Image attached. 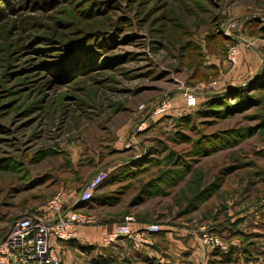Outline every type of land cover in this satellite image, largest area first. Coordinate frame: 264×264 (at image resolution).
Here are the masks:
<instances>
[{
  "label": "rangeland",
  "instance_id": "1",
  "mask_svg": "<svg viewBox=\"0 0 264 264\" xmlns=\"http://www.w3.org/2000/svg\"><path fill=\"white\" fill-rule=\"evenodd\" d=\"M248 43L264 67V0H0V242L22 214L67 212L103 170L98 200L72 211L81 241L53 239L60 264H163L88 244L130 217L206 227L227 246L212 264H264V217H240L264 201V77L227 101L201 88L205 61L230 72L229 48ZM186 91L198 105L172 115Z\"/></svg>",
  "mask_w": 264,
  "mask_h": 264
},
{
  "label": "built area",
  "instance_id": "2",
  "mask_svg": "<svg viewBox=\"0 0 264 264\" xmlns=\"http://www.w3.org/2000/svg\"><path fill=\"white\" fill-rule=\"evenodd\" d=\"M228 59L231 63L238 62L239 47L233 45L228 50ZM218 86L217 82L209 85H203L201 88L208 89ZM186 105L190 108L198 105V96L195 92H185ZM172 106L171 103H164L158 108L159 112H165ZM104 176L99 173L90 179L82 189L78 204L89 201L94 191L101 184ZM76 203V204H77ZM61 206L60 195L55 196L44 205V212L51 213L58 211ZM70 208L67 212L59 211L51 217L46 215L22 214L16 217L11 226V230L0 242V264H60L59 257L54 248L53 239L59 241H70L77 237V230L74 226L77 223H83V219L77 212H72ZM65 214V215H64ZM51 215V214H50ZM128 224L120 226L117 231L110 234L106 239L111 242L124 236L129 238L135 247L140 248L142 245L149 243L146 234L158 233L161 231V225L157 223L147 224L141 230H133L130 226L135 222L133 218H128ZM203 234L201 240L203 245L210 250H223L227 246L222 239L202 227ZM146 233V234H145ZM201 264H212L210 259H204Z\"/></svg>",
  "mask_w": 264,
  "mask_h": 264
},
{
  "label": "crops",
  "instance_id": "3",
  "mask_svg": "<svg viewBox=\"0 0 264 264\" xmlns=\"http://www.w3.org/2000/svg\"><path fill=\"white\" fill-rule=\"evenodd\" d=\"M247 45V44H246ZM252 44H249L246 47H242L241 44L239 45V56H238V62L236 65H233L234 68L232 70H229L224 73L222 70V61L220 58H216V55H212V59L209 61H205L204 67H205V73H208L210 75L209 81H219L220 84L216 86L215 88H208L209 91L207 93L212 91H223L226 89H237L240 86H243L248 79L251 77H254L263 69V59L252 49ZM215 57V59H213ZM209 59V56L206 57V60ZM227 64L229 66L228 69H230V66L232 65L229 60L228 56L226 58ZM208 64V65H207ZM210 64V65H209ZM238 67V68H237ZM240 67L242 69H240ZM225 68L227 69L226 65ZM237 68V70H236ZM235 69V70H234ZM239 69V70H238ZM238 71V72H237ZM224 73V74H222ZM213 75L214 78H213ZM213 78V79H212ZM219 79V80H218ZM222 79V81H221ZM205 80L204 82H206ZM208 81V82H209ZM199 84L197 85L198 88ZM181 100L180 106L184 103L186 108L188 110H192L195 108H190L186 105L185 96L183 94L177 93L175 96V106H173V113L178 111L179 109V102ZM101 173L104 177L106 176L105 172L103 170H97L96 175ZM76 204L73 205L71 208H75ZM240 216V215H238ZM251 216H255L256 218H262L264 217V201L261 202L259 205V208L256 207V209L250 208L249 210L244 211V214L241 215V218H250ZM147 224L146 223H140V222H133L130 224L131 228L133 230H141L144 228ZM117 225L114 223L111 225V227H108L106 230H110L109 232H115L117 231ZM173 227V228H172ZM175 226H171L170 230L154 233V234H146L148 237L149 243L142 245L140 248L135 247L133 245V242L124 236H120L114 241L107 242L106 239H102L100 232L97 231V239L93 241H89L88 244H93L97 247H106L108 248L107 253L108 256L112 255L115 257L116 255H121L123 259H128V257L132 254V251H128L127 248H131L133 250V253L138 256V258L141 257V259L145 256H155L158 259V262L161 261L163 264H171V263H178L182 262L183 264H200L201 261L205 258V255H208L210 259L215 258V252H211L210 249L206 248L200 237V233L198 234H192L190 232L191 228H185L184 231L182 230H176L174 229ZM3 228L0 227V236L3 233ZM98 230V229H97ZM105 233V229H101ZM9 231V230H8ZM6 234L2 238H4ZM162 231V226H161ZM103 232H101L102 234ZM108 233V232H107ZM106 233V234H107ZM80 234H77L76 239L81 241ZM103 236V235H102ZM225 237V236H224ZM226 239V238H225ZM224 239V240H225ZM105 241V242H104ZM226 241V240H225ZM65 245L68 242L64 241ZM106 243V244H105ZM127 245H132L131 247ZM125 246V247H124ZM163 246V247H161ZM153 251V252H152ZM98 255L103 254V252L97 253ZM214 255V256H213ZM106 256V255H104ZM112 257V258H113ZM140 259V261H141ZM160 259V260H159Z\"/></svg>",
  "mask_w": 264,
  "mask_h": 264
},
{
  "label": "trees",
  "instance_id": "4",
  "mask_svg": "<svg viewBox=\"0 0 264 264\" xmlns=\"http://www.w3.org/2000/svg\"><path fill=\"white\" fill-rule=\"evenodd\" d=\"M79 40V38L78 39H75V40H72V39H70V41L69 42H67V43H64V42H62L61 43V41H57V40H53V39H51L49 42H48V47L47 48H45V50L46 49H51L50 47H53V42H55V41H57V42H60L59 44H62L63 46H65V48H67L68 46H71V43H73L74 41H78ZM262 77H264V67H263V69L261 70V71H259V73L257 74V75H255L254 77H251L250 79H248L247 80V82L245 83V85H243V86H240L239 88H237V89H226V90H223V91H218V92H208L207 94H208V96H209V100H214V101H216V100H218V99H220V100H226L227 101V98H231V95H233L234 94V96H236L237 94H236V92H240L241 90H250L249 88L251 87V86H253V88H251V90H253V89H255L254 87L255 86H258L259 85V83H260V79L262 78ZM257 88H259V86L257 87ZM204 91H209V89H205ZM238 100L240 101V102H243V101H245V100H247V99H249V98H251L250 96H248L247 94H242V95H239L238 96ZM198 103H199V100H198ZM263 109H264V103H263ZM260 126L261 127H264V120H262L261 121V123H260ZM102 184V183H101ZM100 184V185H101ZM99 185V186H100ZM99 190V187L96 189V191H98ZM95 194V193H94ZM97 198L95 197V195H94V197L90 200V202H89V204H92L93 205V203L95 202V201H97L96 200ZM85 205V204H84ZM83 205V206H84ZM79 206V205H78ZM69 242H71V241H69ZM80 250H82V251H84V252H90L92 249H93V247L92 246H82V245H79V247H78ZM215 255L216 256H220V257H224L225 259H227V254L225 253V251H223V250H220V249H217L216 251H215ZM101 262H104L103 260L101 261ZM100 262V263H101ZM108 264V263H107Z\"/></svg>",
  "mask_w": 264,
  "mask_h": 264
},
{
  "label": "water",
  "instance_id": "5",
  "mask_svg": "<svg viewBox=\"0 0 264 264\" xmlns=\"http://www.w3.org/2000/svg\"><path fill=\"white\" fill-rule=\"evenodd\" d=\"M65 215V214H64Z\"/></svg>",
  "mask_w": 264,
  "mask_h": 264
}]
</instances>
